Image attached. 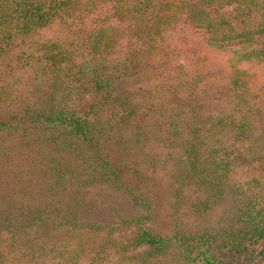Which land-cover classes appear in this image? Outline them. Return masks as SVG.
Masks as SVG:
<instances>
[{
	"label": "trees",
	"instance_id": "1",
	"mask_svg": "<svg viewBox=\"0 0 264 264\" xmlns=\"http://www.w3.org/2000/svg\"><path fill=\"white\" fill-rule=\"evenodd\" d=\"M232 46L264 62V0H0V234L103 232L92 264H225L264 242V174L236 173L264 171L263 74L200 66ZM96 185L130 200L125 242L92 219ZM156 188L170 234L149 227Z\"/></svg>",
	"mask_w": 264,
	"mask_h": 264
},
{
	"label": "rangeland",
	"instance_id": "2",
	"mask_svg": "<svg viewBox=\"0 0 264 264\" xmlns=\"http://www.w3.org/2000/svg\"><path fill=\"white\" fill-rule=\"evenodd\" d=\"M180 37L188 41L191 46H194L198 40V35L189 31L184 32ZM252 48L253 46L214 48L199 54L201 58L204 57L205 59L200 66L204 72H211L219 68L230 71L238 67L262 73L263 75L260 78L264 79V62L254 63L244 59V53L252 50ZM80 102L83 107H86L92 103V98L88 95L82 97ZM236 173L242 180L247 181L260 177L261 174H264V171L260 164L253 163L240 166L236 169ZM158 175L160 176L162 173L158 172ZM154 192L156 194L153 200L155 220L149 223V227L162 235L170 234L172 211L169 202L171 198L163 188H156ZM92 195L98 209L96 216L92 219L100 225L107 224L112 228H116V232L112 237L117 241L125 242L131 236L132 230H120V219L118 217L121 213L127 214V212L133 211L128 197L123 192L104 185H96L92 189ZM185 220L188 221V219ZM64 230L66 229L41 232L28 229L17 233H1L0 264H69L70 262L92 264L90 260L93 258L94 248L101 243L105 237L104 233L84 231L70 234L64 232ZM74 252L77 253V256ZM118 258L119 254L114 249H107L106 256L101 264H115ZM166 264L188 263L178 256L170 255ZM225 264H264V242L250 247L241 255H235Z\"/></svg>",
	"mask_w": 264,
	"mask_h": 264
}]
</instances>
